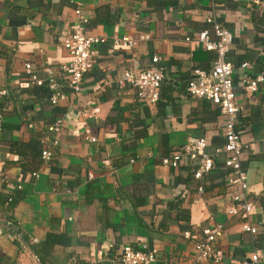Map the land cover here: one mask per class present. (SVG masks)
<instances>
[{"label":"crops","instance_id":"1","mask_svg":"<svg viewBox=\"0 0 264 264\" xmlns=\"http://www.w3.org/2000/svg\"><path fill=\"white\" fill-rule=\"evenodd\" d=\"M75 7L87 19L83 30L105 37L93 47L95 63L76 93L60 69ZM207 15L232 36L226 59L248 214L224 210L240 189L221 155L198 181L189 161L176 167L160 161L187 135L203 136L209 153L223 143L217 107L183 89L191 70L208 69L214 56L195 39L202 30L213 38ZM142 32L149 39L112 47V37ZM153 55L164 77L157 100L145 104L115 79L124 69L150 65ZM26 62L41 84L29 82ZM263 69L264 0H0V264H120L111 259L124 244L155 250L152 264H240L253 251L264 254V82L251 94L241 84L242 76ZM49 77L65 95L56 105L48 102L55 87ZM87 107L95 108L93 116L82 113ZM56 118L57 144L44 163L41 139ZM244 220L258 233L241 231ZM213 223L223 225L213 245L224 256L195 261L181 230Z\"/></svg>","mask_w":264,"mask_h":264},{"label":"built area","instance_id":"2","mask_svg":"<svg viewBox=\"0 0 264 264\" xmlns=\"http://www.w3.org/2000/svg\"><path fill=\"white\" fill-rule=\"evenodd\" d=\"M261 0H249L252 4H257ZM76 24L73 29L62 38L61 44L65 49L68 60L60 66L62 73L66 76V86L69 90L76 93L80 90L83 75L94 65L92 49L105 41V37L86 33L83 28L87 24V19L75 7ZM209 25L213 38H210L207 30L197 33L195 39L205 50L213 52V59L208 69L194 68L190 72V77L184 84V92L193 98H203L213 103L223 117L222 136L223 143L215 147L211 153L206 151V140L203 136L187 135L178 148L163 156L160 161L164 166L176 167L182 161H189L193 168L191 177L198 181L204 174L210 172L214 166V157L221 155L224 167L234 177V182L240 189V193L232 194L226 206L225 212L228 215L238 213L248 214L251 211V202L246 197L247 176L246 171L241 166L242 144L239 132L236 128V115L238 106L235 104V94L232 88V64L226 59L230 49L232 36L230 31L220 26L213 15L204 18ZM149 39L147 33H139L137 36H114L111 39L114 49H129L136 45L138 41ZM159 60L158 55L150 58L151 64L141 67L138 70H122L121 74L115 79L118 88L129 86L134 89L136 98L145 104H152L158 98V89L163 79L162 69L155 63ZM247 62H242L240 67H245ZM24 69L29 74L31 84H41V80L30 71V64L24 63ZM49 72V71H48ZM48 81L55 86L54 90L48 95L50 105H56L65 97L64 93L57 87L51 77ZM264 82V69L253 76H242L241 84L245 93L255 92L258 85ZM95 108H85L82 113L93 116ZM1 120V115H0ZM61 120L53 119L47 126L46 132L41 142L43 147L39 151L40 158L47 163L52 156V147L57 144V139L52 136L59 132ZM86 140L94 142L95 138L85 137ZM37 177L36 173L32 174ZM3 176L0 175V181ZM18 186V185H17ZM19 187V186H18ZM195 190L201 192V185L197 184ZM187 188L183 189L181 196H185ZM240 230L251 235L257 233L256 224L244 220L239 224ZM223 231L221 223L201 228L199 231L190 229L182 231L184 239L191 241L195 261H220L224 254L213 245V241ZM113 259L120 264H152L155 260V250L141 248L133 249L124 244L117 250ZM264 254L251 252L247 259L240 264H262Z\"/></svg>","mask_w":264,"mask_h":264},{"label":"trees","instance_id":"3","mask_svg":"<svg viewBox=\"0 0 264 264\" xmlns=\"http://www.w3.org/2000/svg\"><path fill=\"white\" fill-rule=\"evenodd\" d=\"M189 77H190V76H189ZM182 229H183V230H181V233H182V231L188 229V226H187V227H183ZM257 233H258V230H257ZM257 233H256V234H257ZM263 234H264V233H263Z\"/></svg>","mask_w":264,"mask_h":264}]
</instances>
